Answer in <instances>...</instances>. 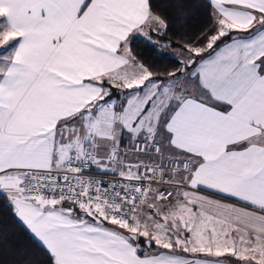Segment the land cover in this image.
<instances>
[{"label": "snow or ice", "instance_id": "obj_1", "mask_svg": "<svg viewBox=\"0 0 264 264\" xmlns=\"http://www.w3.org/2000/svg\"><path fill=\"white\" fill-rule=\"evenodd\" d=\"M208 2L160 76L154 0H0V196L49 264H264V0Z\"/></svg>", "mask_w": 264, "mask_h": 264}, {"label": "trees", "instance_id": "obj_2", "mask_svg": "<svg viewBox=\"0 0 264 264\" xmlns=\"http://www.w3.org/2000/svg\"><path fill=\"white\" fill-rule=\"evenodd\" d=\"M157 10L170 20L169 32L162 39L171 41V47L181 48V37H196L208 31L213 21L209 15L208 0H154ZM178 8L183 11L177 12ZM15 43V42H14ZM132 54L154 73L164 76L179 67L177 57L163 54L143 38L130 40ZM49 264L47 253L14 217L7 201L0 196V264Z\"/></svg>", "mask_w": 264, "mask_h": 264}, {"label": "crops", "instance_id": "obj_3", "mask_svg": "<svg viewBox=\"0 0 264 264\" xmlns=\"http://www.w3.org/2000/svg\"><path fill=\"white\" fill-rule=\"evenodd\" d=\"M136 37H139V38H143V39H145V37L144 36H142V35H134L133 37H131V39L132 38H136ZM162 39V38H161ZM146 40V39H145ZM163 40V39H162ZM164 41V40H163ZM164 42H166V41H164ZM170 48V55H172V56H175V57H177L178 58V56L176 55V53L178 54V55H180V48L179 49H176L175 50V48H177V47H169ZM167 50V49H166ZM165 50V51H166ZM216 198L217 199H220L221 197H219V196H216Z\"/></svg>", "mask_w": 264, "mask_h": 264}, {"label": "rangeland", "instance_id": "obj_4", "mask_svg": "<svg viewBox=\"0 0 264 264\" xmlns=\"http://www.w3.org/2000/svg\"><path fill=\"white\" fill-rule=\"evenodd\" d=\"M211 27H212V25H211ZM211 27L208 29V31L211 29ZM146 39V38H145ZM147 40V39H146ZM176 49H179V48H175V50ZM4 52H5V49H0V55H2V54H4ZM165 53L166 54H168V55H170L171 53H170V48H167V50L165 51ZM180 53V52H179ZM176 55L178 56V59H181V56L180 55H178L177 53H176Z\"/></svg>", "mask_w": 264, "mask_h": 264}]
</instances>
